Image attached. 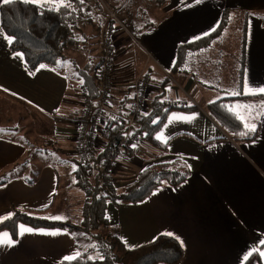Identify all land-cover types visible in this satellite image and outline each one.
I'll return each instance as SVG.
<instances>
[{
	"label": "crops",
	"instance_id": "0c3cea01",
	"mask_svg": "<svg viewBox=\"0 0 264 264\" xmlns=\"http://www.w3.org/2000/svg\"><path fill=\"white\" fill-rule=\"evenodd\" d=\"M107 3L143 45L138 47L126 34L115 30L113 106L126 107L133 98L136 80L153 75L157 80H151L154 89H150L147 112L154 96L194 107L169 112L155 136L164 148L152 146L154 149H150L147 141L143 142L144 147L140 143L130 157L125 156L117 165L111 184L121 193L146 167L176 159L188 167V179L177 187L163 183L138 203L109 202L106 211L110 227L128 249L152 242L159 235L173 234L169 236L179 238L184 250L177 264H264V257L260 255L264 252V92L260 91L264 89V0H108ZM70 4L73 9L79 4L77 36L85 33L83 36L88 37L85 41L90 42L88 29L87 33L81 29L82 24L87 23L93 26L95 35L101 31V37L108 27L105 17L96 15L89 4L80 0H70ZM223 9L229 13V23L207 48L217 40V47L225 53L243 54L240 64L235 58L236 100L229 102L244 118V124H255V131L245 126L256 134L254 140L233 137L211 118L208 105L229 97L225 91L215 94L212 83H203L198 73L189 67L193 56L206 48L189 52L183 69L174 73L179 81H184L182 90L187 93L176 86L165 88L169 85L165 81L168 71L153 69L155 62L157 67L172 70L177 47L211 34L221 20ZM230 26L232 43H226L221 38ZM0 33V130H3L0 131V181H5L0 184V217L11 216L13 209H22L40 211V216L70 223L71 207L75 206L78 213L81 210L82 217L86 199L82 195L85 191L76 186L74 162L80 156L77 136L74 140H65L59 119L72 113L77 128L78 108H85V101L96 100L87 92L84 97L67 95L69 82L65 74L55 69H60L58 63L54 69L41 65L33 74L28 73L23 54L12 51L11 43L4 38L10 37L1 23ZM73 49L79 51V45ZM91 56L89 52L83 57L86 64ZM100 57L99 50L95 64ZM216 60L218 64L220 59ZM75 62V58L70 61L73 65ZM230 79L225 78V81ZM172 81L176 80L172 78ZM7 97L42 113L47 117V125L52 126V135L49 134L52 138L46 140L47 147L34 149L33 158L21 136H16V116L11 115L10 120L5 113ZM180 116L190 119H173ZM18 119L21 121L22 117L19 115ZM15 122L17 125L7 124ZM59 152L62 160L51 157ZM45 155L50 157L44 158ZM94 174L95 171L92 176ZM79 201L82 204L79 205ZM22 226L33 231L21 234ZM0 233L11 236L7 230ZM76 237L62 228L20 224L17 237L11 236L14 246H0V264H61L68 261L65 257L85 250Z\"/></svg>",
	"mask_w": 264,
	"mask_h": 264
},
{
	"label": "trees",
	"instance_id": "16d2710c",
	"mask_svg": "<svg viewBox=\"0 0 264 264\" xmlns=\"http://www.w3.org/2000/svg\"><path fill=\"white\" fill-rule=\"evenodd\" d=\"M77 5L74 9L71 4L66 7L58 5L54 7L51 4L37 7L30 3H23L21 0H13L12 3L1 5V26L12 39V51L23 54L28 73L33 74L41 65H56L59 59H65L64 53L66 50L75 47L76 44H81V41L84 42L88 38L83 36L86 35L85 33L81 36L82 40L81 37L77 36L79 26L76 19L79 15V4ZM55 8H58V10H55ZM228 23L229 13L227 9H223L221 20L211 34L177 47L176 62L173 69L169 71L173 74L181 71L189 52L207 48L215 38L221 35ZM101 62L102 57H100V62L96 64V75L94 72V76H89L95 81V87L90 88L89 86L87 90L92 98H97L99 95L100 88L96 79ZM91 65L92 57L89 58L88 63L84 67L87 72ZM82 70H78L79 73H85ZM234 99H220L209 104L210 116L233 137H246L248 140H254L256 134L249 132L245 128L240 116L228 105V101ZM162 100H164L163 96H154L148 112L141 117L133 128L134 132L141 134V141L150 142L154 147H160L161 149L164 147L158 142L155 135L164 124L169 112L177 109H194V107L171 105ZM106 119V124L100 132L104 145L99 151L90 147L87 148L86 155H82V158L76 157L77 159L75 158L76 161L74 162L76 164V186L86 192L81 225L74 227L68 222L48 219L45 216H40V211L34 213L22 209H13L10 218L0 223V231L7 230L12 238H16L18 226L26 224L33 228H62L73 234L79 231L84 232L85 235L91 232L95 233L102 227L110 226L106 211L109 202L115 204L138 203L147 199L163 183L177 187L188 179L190 175L188 167L182 160L176 159L171 163L154 164L146 167L138 173L133 182L123 188L121 193H117L113 189L109 175L106 179L109 183L108 186L98 185L105 182L104 176L100 175V165L110 155L116 142L124 136L126 130L124 126L119 125L112 118L108 117ZM132 153V149L124 152L125 156L128 157ZM86 162L89 164L87 165ZM90 169L96 170L94 185L89 181V177L91 178ZM3 182L5 181L1 180L0 184ZM87 236L89 237V235ZM96 241V249L100 257L93 258L86 248L85 250H80L79 256L75 259L63 261L61 264H177L184 254L183 247L179 241L165 234L159 235L152 242L134 249L126 248L116 234L106 237L97 235Z\"/></svg>",
	"mask_w": 264,
	"mask_h": 264
},
{
	"label": "rangeland",
	"instance_id": "374dc122",
	"mask_svg": "<svg viewBox=\"0 0 264 264\" xmlns=\"http://www.w3.org/2000/svg\"><path fill=\"white\" fill-rule=\"evenodd\" d=\"M103 1L108 5V3H107L108 0H103ZM116 11H118V10H116ZM102 16H104V15H102ZM119 16H120V14H119ZM105 20L107 22L106 17H105ZM78 26H79V22H78ZM125 26L128 28L127 25H125ZM231 26H232V24H231ZM231 26L228 29V32L226 34L222 35V38H221L225 42L228 41V43H232V37H231L232 28H231ZM81 29L84 32H86L88 29V32L90 35V42H87L84 40V42L82 44H79L80 49L77 52H76V49H73V48H71L70 51L66 50V52L64 53L65 59L64 60L59 59L57 61L58 65L60 66V69H62V70H60L58 67L55 68L56 66L53 65V69L55 68L57 71L62 72L67 77L68 82H69V91L67 92V95H69V96H72V95L76 96L77 95V96L84 97L83 94H84V92H87L89 86H90V88L95 87L94 79L90 78L89 76H91V75L94 76V72L96 69L95 63L99 59V50H100L101 57L103 59V53L101 50L102 49V36L100 37L101 31L96 32V35H95L93 26L90 24H87V23H83ZM128 32L129 33L124 32V34H126L127 38L131 41V39L133 40L134 37L132 36L130 29L128 30ZM78 35L81 36L80 33H78ZM81 40H82V37H81ZM135 40L136 41L133 40L135 45H137L138 47L143 46L140 41L138 42L137 39H135ZM100 44H101V48H100ZM230 47H232V44ZM230 50H232V49H230ZM89 52H91V55L93 57L91 56L92 57V65L90 66V68L87 72L84 68L86 62H84L83 57L85 58V56H87ZM148 54H149V58L151 59V61H153V59H154L153 55L150 52ZM235 54H236V56H235ZM242 56H243V54H240L239 52L238 53H230V52L225 53L224 49L217 47V40H216L215 44H213L211 46V48H206L204 51L199 52L197 55H194L193 59L189 62V67L191 68V70L198 73L199 79L203 83H206V82H207V84L209 82L212 83L211 85L215 89L214 90L215 94L225 91L229 98H234V96L236 94V87H237L236 83H235L236 78H233L235 76L234 75V63H235V58L237 57L236 62H238L240 64L241 60H242ZM74 58L76 59V62L73 65L70 63V61L71 62L74 61ZM218 58L220 59V61L217 64L215 61H217L216 59H218ZM156 64L157 63H155V62L153 63L154 71H157L156 69H158L160 72L164 73V71L167 70L168 74L176 80V81H172L170 76L169 77L166 76L165 81L167 83L169 82L168 83L169 85L165 88L169 89V88H171V86H176V88H178L182 92L187 93L186 91H183L184 90L183 86H185L183 83L184 82L183 80L179 81L176 74L173 75V73H171L168 69H166L160 65H159L160 67H157ZM72 66L76 70L77 69L78 70L83 69L82 71H85V73L84 72L79 73L78 70H77L78 71V73H77L72 68ZM99 67H98V69H99ZM95 75H96V72H95ZM157 75L160 76V73H157ZM149 78H151L150 80H153V81L157 80V78L154 77L153 75H149ZM225 78H231V79L225 81ZM81 81H82V83H81ZM96 82L100 88L101 82L99 81L98 76H97ZM153 89L154 88L152 86L151 90L153 91ZM91 91H92V89H91ZM152 91H150V93ZM87 94H88V92H87ZM190 95H191V93H190ZM191 96H192V99L194 100L195 95L192 93ZM167 99L168 98H166L165 100H162V101H164L165 103L171 104V105H177V106H183V107L186 106V105H179L176 101H169ZM95 100H96V102L95 101L91 102L89 100L85 101V107L88 105H93V106L97 105L98 97L95 98ZM234 100H236V98ZM194 101L197 102V100H194ZM230 103L231 102L228 101L229 107L231 109H233V107L231 106ZM5 109H6L5 113H6L7 117L10 116V118H9L10 120L13 119L11 115L16 116L15 120L18 123V129H17L16 136L17 135L21 136L20 138L23 139V141L26 143V147L31 152L30 158L35 157V154L33 151L34 149H44L47 147L46 140L52 138V136H49V134H51L53 132V129L51 128L52 126H50L49 124L47 125L48 122L46 120V118H47L46 116H44L40 112H37L31 108L24 106L21 102L17 101L16 99L10 98V97L6 98ZM85 112H86L85 108L79 107L77 110L78 117H82L85 114ZM236 114H238V113H236ZM19 115L22 117L21 121H19V119H18ZM63 117L65 119H59V124H60V127L65 131L64 132L65 140L69 141V140H72L75 137V135L77 134V128L73 124V121H72L73 117H75V116H74V114L69 113L68 115L64 114ZM48 120L50 121V124H52V120L49 118H48ZM17 123L15 122V123H7V124H12V125L16 124L17 125ZM12 125H10V126H12ZM6 134L8 135V132ZM76 139H77V137H76ZM141 143H142L141 147H144L146 145V143H143V142H141ZM149 145H150V149H154L152 147L153 145L150 142H148V146ZM55 146L57 147V144H55ZM59 149L60 150L62 149L60 144H59ZM66 150H67V148L65 146L63 148V151L66 153ZM52 151H54V148H52ZM46 157H50V156L45 155L44 158H46ZM51 157L52 158H59L62 160L63 155H62V153L59 152L58 155L57 154H51ZM79 157H81V155ZM100 167H101V165H100ZM94 171H95V174L93 176L90 175L91 178L89 177V181L92 185L95 184L94 177L96 176V170H94ZM104 184H105V182H102V184H98V185H102L103 187H105ZM81 192L83 193L84 191H81ZM85 193L86 192H84V194H82V195H83V198L86 199ZM59 200L61 202L64 201V199H59ZM72 204H74V201L72 202ZM80 204H82V203L80 202L79 205ZM67 207H68V205H67ZM106 210H107V208H106ZM69 216L71 218V221H70L71 225H73L74 227L81 225V222L83 220V215L81 217V210H79V213H78L77 208L75 206H72L71 212L69 213ZM111 234H115V232H114V229H112L109 226V227H105V228L102 227L95 233L91 232V233L87 234V235H89V237L87 235H85L84 232H82V231L76 232V236H77L76 239H77L78 243L81 245V247L85 246L84 248L85 249L87 248L89 250L90 255L93 258H96V257H100L99 253L96 249L97 248L96 247L97 235H102V236L106 237V236L111 235ZM83 247H82V249H83Z\"/></svg>",
	"mask_w": 264,
	"mask_h": 264
},
{
	"label": "built area",
	"instance_id": "2783aa9c",
	"mask_svg": "<svg viewBox=\"0 0 264 264\" xmlns=\"http://www.w3.org/2000/svg\"><path fill=\"white\" fill-rule=\"evenodd\" d=\"M81 1V0H80ZM89 4L96 15H104L107 19L108 27L102 34V53L103 59L97 71V76L101 82L97 100V105H88L85 107V114L79 117L77 125V143L79 145L77 154L86 155L87 148H92L99 151L104 145L100 137V132L106 124V118H112L119 125L125 127L124 136L116 142L110 155L102 162L100 167V175L105 178V186L109 183L106 180L110 176V182L113 181L112 176L115 173L116 167L125 157L124 152L130 149H135L143 142L141 134L134 132V126L147 113L148 96L152 83L148 77H139L135 82V90L132 100L124 108H116L112 104V79L116 75V65L114 61V38L115 30L120 32H128V28L118 17L117 12L110 9L103 0H83ZM131 35V34H130ZM136 39V38H135ZM134 38L133 40L136 41ZM170 75L167 72V77ZM172 79V77L170 76ZM80 145H82L80 147ZM88 146V147H87ZM89 161V160H86ZM88 165L89 163L86 162ZM94 171V170H93ZM92 169L89 174H93Z\"/></svg>",
	"mask_w": 264,
	"mask_h": 264
},
{
	"label": "snow or ice",
	"instance_id": "6c2138e0",
	"mask_svg": "<svg viewBox=\"0 0 264 264\" xmlns=\"http://www.w3.org/2000/svg\"><path fill=\"white\" fill-rule=\"evenodd\" d=\"M12 2H13V0H0V3H2V4H9ZM21 2L30 3V4L36 5L37 7H43L46 4H51L54 7L57 5L60 7L70 6V0H69L68 4L65 3V0H21ZM81 2H83V0H81ZM197 2H199V0H197ZM55 10H58V8H55ZM0 35H2V33H0ZM4 38L8 39L9 43H12V39L7 38V37H4ZM81 83H82V81H81ZM260 91L264 92V89H261ZM240 118L244 119L242 116ZM173 119H190V118L180 116V117H173ZM245 126L248 127L249 131H255V124H247L246 123ZM0 131H3V130H0ZM159 139H162L165 143L167 142L166 139H164L163 137H159ZM8 218H10V216L0 217V222H2L3 220H6ZM54 219H61V218L55 217ZM32 231L33 230L31 228H27V227H23V226L21 227V234L30 233ZM50 234L55 235L56 233H50ZM167 235H173V234L168 233ZM177 239H179V238H177ZM14 244H15V241L11 238V236L8 233H0V246H14ZM181 244H182V241H181ZM249 255H251V253H249ZM260 255L262 257H264V252H261ZM78 256H79V253H76L75 256L65 257L64 259L70 261L72 259H75ZM245 259H247V257H245Z\"/></svg>",
	"mask_w": 264,
	"mask_h": 264
}]
</instances>
